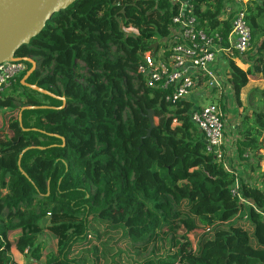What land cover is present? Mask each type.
Instances as JSON below:
<instances>
[{"label":"trees","instance_id":"1","mask_svg":"<svg viewBox=\"0 0 264 264\" xmlns=\"http://www.w3.org/2000/svg\"><path fill=\"white\" fill-rule=\"evenodd\" d=\"M187 1L225 45L239 9L251 30L249 51L234 56L246 70L226 63L243 108L238 169L206 150L193 102H167L137 72L169 35L179 3L77 0L16 52L37 62L27 82L65 106L23 75L0 91L9 110L0 129V264H20L13 248L28 264H120L126 251L112 253L115 237L136 252L123 264H264V90L252 89L247 107L241 101L250 76L264 80V0ZM150 109L157 121L148 134ZM45 231L56 249L39 242ZM166 241L164 256L141 257Z\"/></svg>","mask_w":264,"mask_h":264},{"label":"built area","instance_id":"2","mask_svg":"<svg viewBox=\"0 0 264 264\" xmlns=\"http://www.w3.org/2000/svg\"><path fill=\"white\" fill-rule=\"evenodd\" d=\"M179 3L178 13L172 18L169 35L145 53L137 72L146 85L165 92V100L176 104L179 101H191L194 104L191 119L204 132L206 150L218 161L227 164L226 119L218 103L202 106L198 99L203 96L222 93L229 87L225 61L233 58L243 66L235 53L244 55L251 46V30L245 19V12L239 9L233 20L232 30L227 38V45L219 36L213 38L199 26L193 6L187 0H170ZM247 3L249 0H236ZM25 61H7L0 64V91L9 87L17 77L29 69ZM196 97V101L192 99ZM178 121L173 120V124ZM236 136L232 137L236 149ZM236 192V188L233 191Z\"/></svg>","mask_w":264,"mask_h":264},{"label":"water","instance_id":"3","mask_svg":"<svg viewBox=\"0 0 264 264\" xmlns=\"http://www.w3.org/2000/svg\"><path fill=\"white\" fill-rule=\"evenodd\" d=\"M77 0H0V64L7 61H25L31 67L23 75L21 82L28 87L42 93L60 98L63 106L66 104L64 97H59L37 84L27 82L28 77L36 70L37 62L32 57H18L17 50L28 44L36 37L47 22H50L56 14L66 9ZM156 51L158 43L151 45ZM46 107V106H42ZM25 108H37L36 106H24ZM147 117L150 121L148 134L155 126L154 111L148 110ZM21 122V113L20 118Z\"/></svg>","mask_w":264,"mask_h":264},{"label":"rangeland","instance_id":"4","mask_svg":"<svg viewBox=\"0 0 264 264\" xmlns=\"http://www.w3.org/2000/svg\"><path fill=\"white\" fill-rule=\"evenodd\" d=\"M129 32H135L134 30H128ZM227 63V61H225V64ZM248 66V64L245 65V67L243 68V66L241 68L246 69ZM10 88L7 87L6 90L8 91V89ZM252 89H263L264 90V80L256 78V77H249V82L247 84V86L242 90L241 92V101L242 103L247 107V100H248V93L252 90ZM9 92V91H8ZM192 99L196 100V97H193ZM198 103L202 106H205L209 103H218L220 104L223 113H224V117L226 119V134H230L231 137V141H228L230 143H232V137L236 136V131L235 128L237 126V122H239L240 120V115L242 114L243 108L242 106H239L233 96V93L231 92L230 88L226 86V88L223 89L222 93H214L209 97H205L203 96L202 98L198 99ZM222 103H225L226 108L224 109L222 107ZM19 104V103H17ZM248 109H250L248 107ZM9 110L0 107V129L5 127V124L8 121V112ZM154 121H157V118L154 117ZM9 131V130H7ZM2 141V135L0 134V142ZM226 159H227V164L231 163L233 165H235L236 169H238V165H239V160L236 158L235 152H233V150L231 148L226 149ZM241 166V165H240ZM261 166H262V170H264V159L261 161ZM231 167V166H230ZM242 167V166H241ZM165 219L167 222H170V218L168 216H165ZM177 223L173 222L172 226L170 227V229L168 231L169 234H171L174 231V228L176 227ZM108 237H105L103 240H107ZM192 239L193 241L195 240L194 236L192 235ZM39 242L42 243L43 245H45L47 248H52V249H56V239L47 231L44 232V234L39 238ZM114 243V245H113ZM111 244L113 245L112 247V253L115 252H119V248L121 247L123 249H125L126 253L124 255V253L121 254V257L123 258L120 264H123L124 262H126V259L129 257L132 258H136V252L132 251V249H130L129 245H127L126 243H122L118 241V237H115L113 239V241H111ZM97 245L99 246V250H103V246L99 244V242H97ZM167 247L169 248V245L165 242H159L156 245H151L148 250L143 251L141 250V257H143L144 259H146L147 257H152V256H156L158 257L159 255H165L166 254V250ZM153 252H155L154 254H152ZM12 255L14 258H16L19 263H23V264H28L31 263L32 260L29 257V255H24L21 254L19 252L16 251L15 248H13L12 250ZM101 255V254H100ZM23 260V261H22ZM102 264H105L104 261H101Z\"/></svg>","mask_w":264,"mask_h":264},{"label":"crops","instance_id":"5","mask_svg":"<svg viewBox=\"0 0 264 264\" xmlns=\"http://www.w3.org/2000/svg\"><path fill=\"white\" fill-rule=\"evenodd\" d=\"M245 65L246 64H243V68L245 67ZM246 70V69H245ZM238 123V122H237ZM231 137V135L230 134H226V137H227V144L229 143L228 141H231V138H229V137ZM228 147L229 148H231L233 151L235 150L234 148H233V143H230V144H228ZM17 251V250H16ZM18 252V251H17ZM16 259V258H15ZM17 260V259H16ZM18 261V260H17ZM23 261V260H22ZM19 262V261H18ZM21 264H23V263H21ZM26 264V263H25Z\"/></svg>","mask_w":264,"mask_h":264}]
</instances>
